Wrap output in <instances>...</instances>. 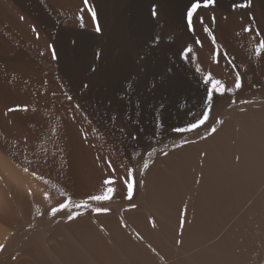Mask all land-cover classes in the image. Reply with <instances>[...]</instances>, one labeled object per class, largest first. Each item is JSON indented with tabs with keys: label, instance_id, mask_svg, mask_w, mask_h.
<instances>
[{
	"label": "bare ground",
	"instance_id": "1",
	"mask_svg": "<svg viewBox=\"0 0 264 264\" xmlns=\"http://www.w3.org/2000/svg\"><path fill=\"white\" fill-rule=\"evenodd\" d=\"M70 1L2 0L0 264H264V108L201 139L194 130L175 131L187 128L197 112L194 85L175 74L160 83L161 97L169 96L161 103L149 85L115 90L110 78L99 79L110 57L96 53L112 39L109 11L88 0L98 33L91 14L81 22L78 0ZM242 2L216 0L198 11L193 26L203 17L207 37L223 42L230 57L259 59L263 83L264 50L257 56L255 48L264 40V0L233 7ZM161 3L180 18L189 0ZM164 57L151 58L158 63ZM259 89L251 84L245 99L231 100L264 101ZM102 135L130 154L134 196L89 200L87 208L52 215L65 200L75 204L102 194L101 181L117 178L116 163L101 152ZM180 135L187 139L179 141ZM161 136L177 141L167 155L148 158L155 147L149 142ZM70 214L78 215L69 221Z\"/></svg>",
	"mask_w": 264,
	"mask_h": 264
},
{
	"label": "rangeland",
	"instance_id": "2",
	"mask_svg": "<svg viewBox=\"0 0 264 264\" xmlns=\"http://www.w3.org/2000/svg\"><path fill=\"white\" fill-rule=\"evenodd\" d=\"M97 1L100 7L102 6L101 8L103 10H106V12L109 11V18L113 30L112 39H109V44L107 40L106 44H99L96 50L97 54H104L110 57V68L108 67L109 63H107V69L99 76V79L110 78L108 85H112L115 90L122 92L120 88H133V86L134 89L137 90L149 85L151 86L150 89L154 97V102L161 103L162 101L169 100V96L166 95L161 97L162 93L160 91H162V87L160 83L168 84L167 82L170 77L174 78L178 74L179 77L193 84L195 87H193V101L196 108H194V112L197 111V114L195 113L192 115L193 121H191V123H194L197 119L201 118L206 107L204 104L207 95L206 89L211 87V83L208 82L206 84L204 77L210 74L212 78L220 80L225 85V88H230L231 91H225L223 95L214 93L208 121L195 129L193 133L195 136L198 135L199 139H201V135V137L213 135V133L209 134L213 126L216 127V132L220 130V127L228 129L230 125L234 126L236 119L241 121L242 118L247 115L246 113L251 110L264 108V101L261 99L258 100L259 102L257 103L254 101L253 105L247 102V104L245 102H243V104L242 102L234 103L231 100L232 98L234 99V97L245 99L246 91L251 84L253 86L255 85L257 90L261 88L259 89L258 95L264 94V82L261 83L260 72L256 64L259 59H254L255 64H252L247 63V60L230 57L226 52V46L223 42L217 40L213 42V38L209 39V37H207L209 33L204 31L205 24L200 23V19H198L197 22L198 26H193V30L189 31L186 21V11L184 16L179 18L174 8H163L161 3L163 0ZM65 2L66 4H71L70 0H65ZM4 5L2 0H0V10H4L6 7ZM154 7L157 9L158 13L156 17L151 15ZM101 8L98 10L99 16L102 14ZM87 12L83 0H78V14L84 19H82L83 21L80 19L81 22H84L88 17L89 14ZM91 22L92 29H94L93 31L97 32L96 27L99 26L97 20L95 23L93 20H91ZM23 29L25 30V26ZM176 37L180 38L179 43L176 42ZM197 41H199V43ZM160 52H164L165 57L161 62L155 63L152 61L151 57L154 53ZM229 61H231V63H229ZM164 63L167 64L165 65ZM237 73L241 76L242 87L240 89L234 87ZM181 74L183 76H180ZM255 77H257V80ZM217 119L220 120L221 123L217 124ZM82 132L81 134H84V131ZM101 132L102 130L100 129L98 133L101 134ZM101 138L102 141L104 140L103 143L107 142L104 143L103 146V148L105 147L106 149L103 150V148L100 147L102 150L101 152L105 154H103V156H106V160L111 158L109 161L112 160L114 164L116 163L115 170L117 178H113L116 182L112 185L115 191L110 200L114 201L122 197L125 198L127 197V188L123 183L124 181L120 178L124 177L126 179L128 168H134L133 164L130 163V154H123L105 135H102ZM160 138L157 144L149 142L151 146L155 147L152 149L153 151L151 150L152 152L150 150L147 152L148 158L155 156L156 152L157 154L159 152L165 153L166 150L168 152L177 141L164 139L163 136ZM181 138L184 140L187 139V136L180 135L177 139L180 141L182 140ZM149 153L153 155L149 156ZM148 158L146 157V159ZM134 172L135 168L133 170V176ZM99 175L101 176L100 172ZM101 182L103 184V181ZM135 192L134 186L132 196H134Z\"/></svg>",
	"mask_w": 264,
	"mask_h": 264
},
{
	"label": "snow or ice",
	"instance_id": "3",
	"mask_svg": "<svg viewBox=\"0 0 264 264\" xmlns=\"http://www.w3.org/2000/svg\"><path fill=\"white\" fill-rule=\"evenodd\" d=\"M216 0H189V5L186 6V21H187V27L189 31L193 30V24H194V17L198 15V11L202 8H208L210 6H213L215 4ZM83 4L85 9H87V11L91 14L92 16V20L95 23L96 21V15H95V11L94 9L89 5L88 0H83ZM234 8H251L252 7V0H246V2H242V3H234L233 4ZM157 9L154 7L152 9L151 15L153 17L157 16ZM21 19H23L21 17ZM80 19H82V17H80ZM214 19V17H213ZM200 23H203V17H200ZM33 32L36 31L35 28L32 29ZM96 31L99 32L100 28L99 26L96 27ZM205 32H209V29L207 28V26H205L204 28ZM245 32H249L251 31L250 28H245L244 29ZM209 35H211V33H209ZM257 36L260 35L259 32L256 33ZM37 38H38V34H37ZM199 43V41H197ZM213 42H215V38L213 37ZM50 48H52V45H49ZM262 50H264V40H261L257 47L255 48V53L257 56H260L262 54ZM55 52L53 51V59H55ZM229 63H231V61H229ZM199 70V69H198ZM205 83L207 84L208 82L211 83V87L206 89V99L204 100V104H205V110L202 113L201 118L197 119L194 123H190L188 125L187 128H176L174 129L177 132H186V131H193L197 128H199L201 125H204L206 123V121H208L209 119V112L211 110L212 104H213V96L214 93H217L219 95H223L225 93V91H231V89H226L225 85L218 79H214L211 77V75H207L204 77ZM234 87L236 89H240L242 87V83H241V76L239 73L236 74L235 76V83H234ZM245 103L247 101H244ZM17 109H9L8 111H14ZM19 110H26V108H21ZM216 123L219 124L221 123L220 120H216ZM216 132V127L213 126L210 130V133H214ZM136 137L133 136V139H135ZM165 155H167V153H164ZM149 155H151V153H149ZM112 165L109 164V168H111ZM148 167V163L145 162L143 164V168H147ZM25 171H28V169L26 168ZM114 171V170H113ZM121 180L124 181V184L127 188V197L129 199H131L132 195H133V188H134V183H133V169L132 168H128L127 170V178L125 179L124 177L120 178ZM115 180L112 177H109L107 179H105L103 181V185L104 187V191L102 194L99 195H90L87 200H83L80 201L79 203H75L72 204V202L69 200H65L63 203H60L58 207H53L51 209V214L55 215L58 211L64 210L69 208L70 206L76 207V208H87L88 207V201H107L110 200L112 197V194L115 191V188L112 187V185H114ZM63 195V193H62ZM45 198H47V194H45ZM133 207H135V205H133ZM94 212L100 213V212H107L109 211L107 208H94L93 209ZM76 215L78 214H70L68 215L67 219L69 221L73 220L76 218ZM183 213H181V216L183 217ZM185 223V220L182 218L180 221V227L183 228ZM179 243V241H177ZM3 248V245H0V249Z\"/></svg>",
	"mask_w": 264,
	"mask_h": 264
}]
</instances>
